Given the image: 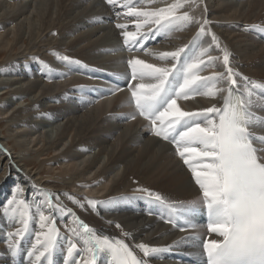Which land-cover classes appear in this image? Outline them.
<instances>
[{"label": "bare ground", "instance_id": "1", "mask_svg": "<svg viewBox=\"0 0 264 264\" xmlns=\"http://www.w3.org/2000/svg\"><path fill=\"white\" fill-rule=\"evenodd\" d=\"M126 2L138 11L157 4V9H162L179 3L182 7L175 14L188 13L192 22L173 23L170 28L176 32L174 39L164 46L162 30L143 31L146 38L139 39L141 33L138 34L139 45L130 50L124 41L117 43L118 35L129 30L127 23L144 18L127 15L128 8L123 7ZM118 24L125 27L117 28ZM155 28L156 25L151 29ZM206 33L218 38L219 47ZM181 48L186 51L179 60L161 59L162 53ZM225 48L230 53V67L237 73V86L227 79L222 51ZM59 54L93 66L57 63L61 71L55 78L62 80L60 85L47 84L52 78L46 74L29 81L25 70L36 73L30 62H47ZM132 59L168 69L176 64L187 70V65L194 63L197 68L191 70L192 75L204 78L223 74L198 93H190L187 99L174 95L176 106L186 112L222 109L232 91L242 102L249 91V131L256 146L264 138V0H117L115 7L105 0H30L14 5L0 2V80L9 79L0 83V98H10L1 102L0 117L8 116L10 132L26 128L15 142L6 140L0 132V217L15 198V208L4 217H12V212L17 217L27 211L29 219V229L14 258L9 252L14 237L9 234L23 226H0V255L5 263L40 264L28 252L36 245L37 234L47 233L50 226L59 235L51 264H67L69 259L84 264L90 260L91 235L107 238L113 244L123 241L138 259L143 258L136 247L139 243L166 249L147 258L149 264H194L200 237L221 239L208 232L197 212L181 214L185 212L182 206L202 202V193L192 171L177 155L175 144L164 142L153 133L151 123L136 117L131 91L138 83L157 81L132 79L127 63ZM76 78L88 85L75 89L67 85ZM179 83H183V76ZM207 92L213 94L205 95ZM72 93L77 95V106L72 102ZM26 97L30 104L23 106ZM40 117H51L45 125L56 132L54 139L48 138V130L46 141L42 139L43 128L34 121H40ZM209 118L218 121L219 117L213 113ZM20 120L25 125H19ZM201 126L205 123L201 122ZM67 139L69 144L64 147ZM13 143L18 145L16 149ZM93 151L96 153L92 155ZM25 153H33L37 161H26ZM196 167L200 170L198 164ZM141 189L151 191L153 197L148 198ZM155 195L161 196L164 203L157 202ZM89 201L97 204L90 205ZM41 213L49 217L43 222L44 228L40 227ZM169 218L172 222H165ZM81 222L93 230L89 236L84 234ZM117 224L121 227L117 228ZM69 241L77 244L72 257L67 253ZM36 248L43 251L40 245ZM99 259L100 264H110L103 255ZM41 260L49 264L48 258Z\"/></svg>", "mask_w": 264, "mask_h": 264}, {"label": "snow or ice", "instance_id": "2", "mask_svg": "<svg viewBox=\"0 0 264 264\" xmlns=\"http://www.w3.org/2000/svg\"><path fill=\"white\" fill-rule=\"evenodd\" d=\"M105 2L113 7L117 5V0H105ZM123 7L128 8L127 15L144 18L137 23L138 30L144 24L154 23L157 27L154 30L150 28L149 32H161L176 21L192 22L188 13L180 16L175 14L177 9L182 7L179 3L155 10L138 11L134 7H129L127 2ZM207 23L205 19L203 24ZM124 27V25H117V28ZM200 32H205L203 25ZM206 34H210L212 41L219 47L218 38L214 34ZM122 36L125 46H128L130 50L139 45V39L146 38L145 34L141 33L138 39L137 33L130 31H123ZM185 51L186 48H181L175 52L162 53L161 59L171 57L173 60H179L181 53ZM222 51L227 79L231 85L237 86V81L234 79L237 73L230 67V53L226 48ZM63 60L68 63H80L71 61L67 56H64ZM127 63L131 68L132 79L147 78L157 81L135 85L131 96L136 109L139 115L151 121L152 131L156 136L175 144L177 155L183 159L185 165H188L195 183L201 190L202 202L182 206L185 212L181 214L206 212L208 232L216 233L221 238L206 240L200 237L196 243L197 255L194 264H264V138H261L259 146H256V139L249 131L248 109L252 106L251 103L238 99L230 108L223 110L210 107L202 112L181 111L176 106L173 95L187 99L190 93H198L210 81L222 78L223 74L218 73L208 78L194 76L191 71L197 68L194 63L188 64L187 70L182 65L176 64L172 69L154 67L139 59H132ZM181 76H183V83H179ZM243 79L248 80L247 77ZM177 84H179L178 88ZM229 91L231 92L232 88ZM212 94V92L205 93V95ZM213 113L218 115V121L209 118V114ZM201 122H204L205 126L202 127ZM194 158H198L196 164L193 163ZM197 164L200 170H197ZM18 188L19 186L14 189V197ZM141 191L146 192L148 198L154 195L147 189H141ZM155 200L161 204L164 203L159 195H155ZM11 203H17L15 198ZM88 203L97 204L95 201ZM201 203L203 207L200 206ZM39 219L40 227L44 228L43 222L49 217L41 213ZM188 219L190 220V216ZM165 222L172 221L169 218ZM22 223L23 227L9 234L14 237L13 243L9 245V252L13 258L18 254L20 243L29 229L27 219H24ZM80 226L84 228L86 236L93 232L82 222ZM116 227L121 226L117 224ZM69 231L74 230L69 229ZM41 236L43 240L40 239ZM58 239L57 230L54 226H50L47 233L37 234L36 245H40L43 251H39L36 245H33V250L28 252V256L35 255L40 264H44L41 257H46L51 264V256ZM89 239L92 245L88 249L91 259L84 264H100L99 258L102 254H107L106 250L111 252L117 264H149L147 258L166 250L152 247L148 243H139L136 247L142 251L143 258L138 259L123 241H117V246H113L107 238L101 239L91 235ZM188 239L196 238L188 237ZM69 243L67 253L69 257H72L76 252L77 244L71 241ZM37 251L39 255H36ZM67 264H80V261L69 259Z\"/></svg>", "mask_w": 264, "mask_h": 264}, {"label": "rangeland", "instance_id": "3", "mask_svg": "<svg viewBox=\"0 0 264 264\" xmlns=\"http://www.w3.org/2000/svg\"><path fill=\"white\" fill-rule=\"evenodd\" d=\"M22 2V3H29L30 2V0H15V1H9V0H0V2H4V3H6V4H11V5H14V3H18V2ZM158 5L159 4H157V5H155L154 7H150V8H146V9H141V10H155V9H157V7H158ZM15 9H17V8H15ZM179 15V14H178ZM177 15V16H178ZM141 21H132L130 24H126V26H129V30L128 31H130V32H134V33H137V35L138 34H140V33H142L143 31H149V29L150 28H152V27H154L155 26V24L154 23H151V24H144L139 30L137 29V27H136V25H137V23H140ZM131 27V28H130ZM157 27V26H156ZM121 33L118 35V38H119V40H117V43L118 44H120V43H122L123 41H124V38H123V36H122V32L123 31H120ZM169 32H172V33H169ZM169 33V34H168ZM175 33L176 32H174V31H172V29L170 28V26L168 27V28H166V29H162V37H163V40H162V43L163 44H161V45H165V43H167V42H169L170 40H172V39H174V36H175ZM180 34H182V33H180ZM145 49H147V48H144V50ZM60 56H57V57H55V56H52V57H50L49 59H48V61L46 62V60H42V61H37V60H35V61H33V62H30V63H33L34 65H35V68H36V73L34 74L33 73V71L32 70H30L29 68L28 69H26L25 70V74H26V76L29 78V81L30 82H34L35 81V79L36 78H40L41 79V75H43V74H46V75H48V76H50L51 78H52V80H50L49 82H47V84H57V85H60L61 83H62V80L61 79H56L55 78V75L57 74V73H59L61 70L56 66V64L57 63H65V61L63 60V54H59ZM104 56V55H103ZM115 56V58L114 59H116L117 58V55H114ZM113 59V60H114ZM70 60L71 61H75V59H72V58H70ZM80 63H77V64H86V65H90V66H93L92 64H87V63H85V62H81V61H79ZM68 63V62H67ZM72 63H74V62H72ZM145 63V62H144ZM146 64H148V63H146ZM3 65H4V63H3ZM1 66V65H0ZM240 76V75H239ZM13 77H15V76H13ZM1 79V78H0ZM12 79V78H11ZM10 79V80H11ZM15 79V78H14ZM7 80H9V79H7ZM7 80H0V83L2 82V81H7ZM250 83H252L253 81L252 80H248ZM10 82V81H9ZM9 82H7V83H9ZM25 83H27V82H25ZM46 83V82H45ZM67 85H70L73 89H75V88H77V87H83L84 85H88V83H84V84H82V83H80L79 82V80H78V78H76V79H74V80H72V81H70V82H68L67 83ZM9 89H7V91H8ZM76 93H72L71 94V98H72V102L77 106V103H76ZM251 97V94H250V92L248 91L247 93H246V96L243 98V100L244 101H249V98ZM6 99H10L9 97L8 98H6L5 96H4V98L2 99V98H0V104H1V102H4ZM110 101H115V99H111ZM24 104H22L23 106H27V105H29L30 104V99H28L27 97L26 98H24ZM19 104H17L16 106H18ZM23 106H21V108L23 107ZM117 106V105H116ZM18 107H20V106H18ZM88 111H89V109H88ZM12 116V115H11ZM10 116V117H11ZM7 117L8 116H6V118H1L0 117V132L3 134V137L6 139V140H8V141H13V142H15V140L14 139H19L18 137L19 136H22L25 132H26V128H20V129H18V130H16V131H9L10 130V128H9V123H8V121L10 120L9 118L7 119ZM41 118V120L39 121L38 119H36V120H34V121H36V123H38V125H40L42 128H43V130L41 129V131L40 132H42V134H43V137H42V139L44 140V141H46V134L47 133H49V135H48V138L49 139H54V137H55V134H56V132H54L53 131V129H51L50 127L49 128H46V125H45V121H46V124L48 123V120H51V117H40ZM116 122H121V120H119L118 118H116L115 116H113L112 117ZM21 119H24V117H22ZM7 121V122H6ZM42 121H43V123H42ZM19 125H25V123L23 122V120L21 121L20 120V123H18ZM10 125H11V123H10ZM8 126V127H7ZM12 127H13V125H12ZM5 130V131H4ZM13 130V129H12ZM48 130V132L46 133V131ZM9 131V132H8ZM50 131H53V132H50ZM50 136V137H49ZM2 137V136H1ZM17 137V138H16ZM33 140H35V139H33ZM18 141V140H17ZM22 143V142H21ZM69 144V139H67V141H66V143H65V146L64 147H66L67 145ZM12 146H14V148L16 149V147L18 146L16 143H13L12 144ZM11 147V146H10ZM38 147H41V144L38 146ZM16 151H18V150H16ZM94 153H96V151L94 152L93 151V153H92V155L94 154ZM25 155L26 156H24V159H26V161H28V162H35V161H37V159H33V157L32 156H34V154L32 153L31 155L32 156H29V155H27V153H25ZM91 155V156H92ZM33 159V160H32ZM182 159V158H181ZM46 165V164H45ZM46 167H48L47 165H46ZM57 167V169L59 168V166L57 165L56 166ZM32 168V167H31ZM35 169H36V167H35ZM1 174H2V171H0V176H1ZM133 193H136V192H133ZM15 206L16 205H14V203H9L6 207H5V209H4V215L3 216H1L0 217V226H2V227H5V226H7L8 224H12V225H18V226H23V223H22V221L24 220V219H27L28 221H29V219H28V212L27 211H22L21 212V214H20V216H15V214L12 212V217H4V216H6L9 212H10V210L12 209V208H15ZM48 211V210H47ZM0 264H8L7 262L5 263V260L3 259V257L0 255Z\"/></svg>", "mask_w": 264, "mask_h": 264}]
</instances>
